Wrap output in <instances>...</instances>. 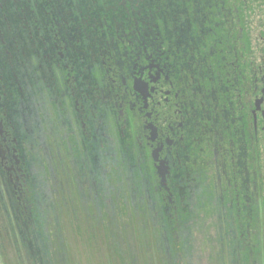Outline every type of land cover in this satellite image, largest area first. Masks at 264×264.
I'll return each instance as SVG.
<instances>
[{"label":"flooded vegetation","instance_id":"1","mask_svg":"<svg viewBox=\"0 0 264 264\" xmlns=\"http://www.w3.org/2000/svg\"><path fill=\"white\" fill-rule=\"evenodd\" d=\"M70 240L264 264V0H0V251Z\"/></svg>","mask_w":264,"mask_h":264},{"label":"rangeland","instance_id":"2","mask_svg":"<svg viewBox=\"0 0 264 264\" xmlns=\"http://www.w3.org/2000/svg\"><path fill=\"white\" fill-rule=\"evenodd\" d=\"M71 254L73 258V264H108L103 249L97 251L96 254L87 253L85 249L79 244L76 245L73 240H70ZM0 264H9V262L2 259L0 256Z\"/></svg>","mask_w":264,"mask_h":264},{"label":"trees","instance_id":"3","mask_svg":"<svg viewBox=\"0 0 264 264\" xmlns=\"http://www.w3.org/2000/svg\"><path fill=\"white\" fill-rule=\"evenodd\" d=\"M34 218L36 219L35 213H34ZM38 222H40V223H37V234H38V237L40 238L39 245L41 246L42 249H44V253L46 255H48L49 257H51V254H50L51 251H49V247H48V249H46V244H45L46 241L49 240V233L46 229L45 223L43 221H41L40 217H38ZM55 230H57V226L55 225V223H53V226H52L53 235H55ZM23 240H24V243L23 244L21 242L20 243H21L23 248L27 249L25 238H23ZM48 245H49V242H48ZM0 256L2 257L3 260L5 259L4 254H2L1 251H0ZM37 259L39 261L38 264H41L39 256H37ZM48 261H49V259H48ZM49 264H55V263H54V261H52L51 263L49 262Z\"/></svg>","mask_w":264,"mask_h":264}]
</instances>
